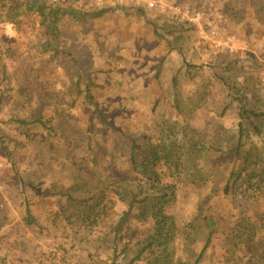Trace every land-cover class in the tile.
I'll use <instances>...</instances> for the list:
<instances>
[{"label":"rangeland","instance_id":"obj_1","mask_svg":"<svg viewBox=\"0 0 264 264\" xmlns=\"http://www.w3.org/2000/svg\"><path fill=\"white\" fill-rule=\"evenodd\" d=\"M94 1L0 0V264H193L208 232L199 264H264V116L235 150L239 108L264 115V0ZM131 137L174 188L173 231L135 208L113 252Z\"/></svg>","mask_w":264,"mask_h":264},{"label":"trees","instance_id":"obj_2","mask_svg":"<svg viewBox=\"0 0 264 264\" xmlns=\"http://www.w3.org/2000/svg\"><path fill=\"white\" fill-rule=\"evenodd\" d=\"M41 9V8H40ZM104 12L105 10H100ZM73 10L68 11L66 14L72 15ZM74 14V13H73ZM99 15L100 13H92L91 15ZM58 15L59 11L58 9H54L51 12L48 13V17L53 19L52 23L58 21ZM45 16V15H44ZM51 30V31H50ZM48 32L52 33V28ZM89 84L85 85V91L80 90L79 94L81 95L83 102L86 103V105L89 106H94L93 103V97L89 93L88 89ZM3 95L0 94V106L3 102ZM1 108V107H0ZM238 119H239V124H238V142L236 145V154H238L240 150V144L242 140V134H243V124L242 121L248 123L249 125H253V120H256L257 123H259L263 117V114H257L253 112V110L249 109L247 110L245 107H240L238 110ZM261 119V120H259ZM254 126V125H253ZM256 132V127L254 129ZM259 133V131H258ZM129 143H130V148H129V157L127 164H129V173L133 175L134 179L133 181H129L128 183H119L116 187L115 190V195L117 196V199L119 202L123 203L125 205V210L121 213V216L117 219V226L115 227L114 231V245H113V252L116 251V246L119 244H122L124 240H130L132 239L135 234L136 230L133 229L132 225V211L135 208L139 209L138 215L142 217L144 220H150V222L153 225V229L155 231L156 235L162 236L164 230L168 231L171 233L173 231V225L168 223V216L165 215L164 213V205L168 202L167 198L173 197L174 196V188L173 187H168L165 185H161V181L159 178V175L154 171V168L156 166V161L159 156L156 154L155 151L152 153L153 161L150 162V158L143 155L141 153V147L136 143V140L134 138H129ZM195 148V146H194ZM139 154H142V157H140ZM91 165H96V162L94 159L91 158L90 161ZM151 176L154 177L151 185H149V181H146V177H149L148 180L151 179ZM234 174L230 173V177L228 179V182L225 185L224 188V195H227L230 190H233L234 184L231 180H233ZM236 177V175H235ZM134 181H138V184L134 186ZM109 186V185H108ZM113 188V187H111ZM170 189V193H167V190ZM104 192H100L99 195L103 194L105 196L104 189H102ZM154 192V193H153ZM99 198L97 195L94 197L92 196L90 199H82L80 205L82 207H89L88 201L92 200H98ZM89 210V213H88ZM87 212L84 213L83 220L85 221L86 218H89L88 216H91L93 219L97 220L99 215L101 214V211H96L94 208H87ZM103 211V209H102ZM26 216L24 217L25 224L28 226H32L35 224V221L33 217L31 216L32 214L30 211L27 209L25 211ZM206 226L207 228H212L216 225V223L210 219L206 218ZM211 236L212 233L208 232L206 241L203 244L201 251L197 257V259L194 261L193 264H199L200 260L202 259L204 253L208 249V246L211 242ZM169 239V237H168ZM128 246V243L124 246V249L120 252V254L123 252H127L126 247ZM150 244L147 245V248L140 249L137 252L136 259L140 258V256L143 254V252L150 248ZM132 264V262L130 263Z\"/></svg>","mask_w":264,"mask_h":264},{"label":"built area","instance_id":"obj_3","mask_svg":"<svg viewBox=\"0 0 264 264\" xmlns=\"http://www.w3.org/2000/svg\"><path fill=\"white\" fill-rule=\"evenodd\" d=\"M44 2H46L49 6L51 7H56L57 5H59L63 0H43ZM129 1L132 0H95L93 7L94 9H103V10H107L110 8H114L116 6H118L117 4L120 3H127ZM156 6V3L150 1L147 2V8L148 9H154Z\"/></svg>","mask_w":264,"mask_h":264}]
</instances>
